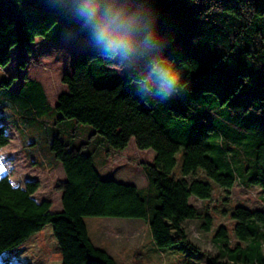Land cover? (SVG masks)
I'll use <instances>...</instances> for the list:
<instances>
[{
    "label": "trees",
    "instance_id": "16d2710c",
    "mask_svg": "<svg viewBox=\"0 0 264 264\" xmlns=\"http://www.w3.org/2000/svg\"><path fill=\"white\" fill-rule=\"evenodd\" d=\"M65 29L87 47L64 75L56 106L40 81L14 90L8 77L1 108L19 111L23 129L57 112L59 121L89 125L110 149L132 139L153 149L144 163L150 188L103 178L93 141L73 145L54 128L49 148L66 174L57 184L63 208L33 196L38 180L16 187L0 177V264H118L94 244L89 216L144 219L159 248L199 252L184 225L201 217L193 197L209 200L213 182L229 191L242 179L264 198V0H0V67L15 46L59 41ZM118 57L128 64L124 75L114 68ZM1 120L0 149L10 143ZM232 216L247 245L229 248L222 227L226 249L206 264H264V209L237 206ZM212 225L205 214L204 228Z\"/></svg>",
    "mask_w": 264,
    "mask_h": 264
},
{
    "label": "rangeland",
    "instance_id": "374dc122",
    "mask_svg": "<svg viewBox=\"0 0 264 264\" xmlns=\"http://www.w3.org/2000/svg\"><path fill=\"white\" fill-rule=\"evenodd\" d=\"M86 47V40L68 29L64 30L59 41L38 38L29 50L15 46L11 50L10 64L5 68L0 67V81L13 77L16 80L14 90H18L26 79L40 81L49 102L55 107L59 96L67 91V85L63 83L64 75L72 71L76 54ZM22 61H25V67ZM114 68L124 75L128 64L118 57L114 61ZM19 116V111L1 108L0 104L1 124L7 126L10 136L9 145L0 149V177L8 176L16 187H25L28 181L38 180L40 187L33 196L39 201H52V210L60 211L63 208L62 192L57 189V184L66 179L62 163L53 159L49 148L54 128L63 131L73 145L93 141L91 149L97 147L95 165L103 178L135 184L148 192L150 182L144 163L154 160L156 153L153 149H139L134 139L124 150L110 149L90 136L92 128L89 125L79 124L73 119L59 121L57 112L42 116L35 125H26L27 130L17 125ZM67 129L77 133V136L71 137L65 132ZM177 158L176 170H179L182 151ZM213 185L211 199H191L201 212V217L184 224L190 241L199 248V252L180 247L159 248L144 219L109 216H89L84 219L94 244L104 248L118 264H206L209 255L223 254L226 249L217 239L222 227L227 230L229 248L247 245L235 232L237 220L232 213L237 206L264 209L263 192L259 186H247L242 179L237 180L229 191L215 182ZM153 190L158 193L157 188L153 187ZM207 213L213 217L210 231L204 228V215ZM225 258L228 259L227 256Z\"/></svg>",
    "mask_w": 264,
    "mask_h": 264
},
{
    "label": "crops",
    "instance_id": "0c3cea01",
    "mask_svg": "<svg viewBox=\"0 0 264 264\" xmlns=\"http://www.w3.org/2000/svg\"><path fill=\"white\" fill-rule=\"evenodd\" d=\"M38 200V199H37ZM39 201V200H38Z\"/></svg>",
    "mask_w": 264,
    "mask_h": 264
}]
</instances>
